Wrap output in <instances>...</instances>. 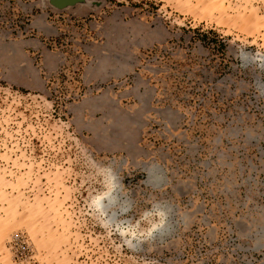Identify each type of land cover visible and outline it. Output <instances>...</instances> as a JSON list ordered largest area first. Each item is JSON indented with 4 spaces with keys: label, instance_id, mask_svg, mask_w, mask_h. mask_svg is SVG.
<instances>
[{
    "label": "rangeland",
    "instance_id": "obj_1",
    "mask_svg": "<svg viewBox=\"0 0 264 264\" xmlns=\"http://www.w3.org/2000/svg\"><path fill=\"white\" fill-rule=\"evenodd\" d=\"M0 264H264V0H0Z\"/></svg>",
    "mask_w": 264,
    "mask_h": 264
},
{
    "label": "trees",
    "instance_id": "obj_2",
    "mask_svg": "<svg viewBox=\"0 0 264 264\" xmlns=\"http://www.w3.org/2000/svg\"><path fill=\"white\" fill-rule=\"evenodd\" d=\"M210 31H212V30L205 31V32L202 34V36L205 37V38H203L204 41H206V40L208 39V35H207V34H208V32H210ZM212 33L215 34L213 40H211V41H213V43L216 42V41H215L216 39H218V40H220V41L222 40V36H221V35H218V34H216L215 32H212ZM206 43L208 44V42H206ZM210 43H212V42H210ZM221 44L224 45V44H223V41H221Z\"/></svg>",
    "mask_w": 264,
    "mask_h": 264
}]
</instances>
